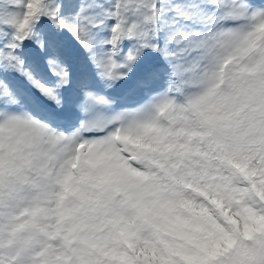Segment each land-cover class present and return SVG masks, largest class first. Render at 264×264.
Wrapping results in <instances>:
<instances>
[{
	"label": "rangeland",
	"instance_id": "rangeland-1",
	"mask_svg": "<svg viewBox=\"0 0 264 264\" xmlns=\"http://www.w3.org/2000/svg\"><path fill=\"white\" fill-rule=\"evenodd\" d=\"M95 254L264 264V0H0V264Z\"/></svg>",
	"mask_w": 264,
	"mask_h": 264
}]
</instances>
